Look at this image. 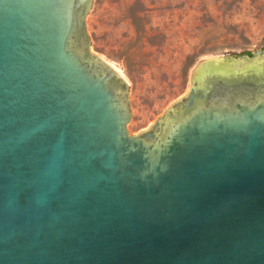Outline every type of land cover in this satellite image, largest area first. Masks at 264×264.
Masks as SVG:
<instances>
[{"label":"water","instance_id":"1","mask_svg":"<svg viewBox=\"0 0 264 264\" xmlns=\"http://www.w3.org/2000/svg\"><path fill=\"white\" fill-rule=\"evenodd\" d=\"M91 5L0 0V264H264V46L133 134Z\"/></svg>","mask_w":264,"mask_h":264},{"label":"rangeland","instance_id":"2","mask_svg":"<svg viewBox=\"0 0 264 264\" xmlns=\"http://www.w3.org/2000/svg\"><path fill=\"white\" fill-rule=\"evenodd\" d=\"M86 24L129 83L135 134L189 91L203 58L264 46V0H92Z\"/></svg>","mask_w":264,"mask_h":264},{"label":"bare ground","instance_id":"3","mask_svg":"<svg viewBox=\"0 0 264 264\" xmlns=\"http://www.w3.org/2000/svg\"><path fill=\"white\" fill-rule=\"evenodd\" d=\"M111 63L117 68L118 71L124 74L123 70L120 67H118L114 62H111Z\"/></svg>","mask_w":264,"mask_h":264}]
</instances>
